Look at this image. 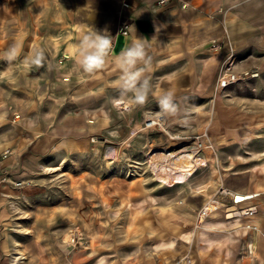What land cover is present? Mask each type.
I'll return each instance as SVG.
<instances>
[{
	"label": "rangeland",
	"instance_id": "374dc122",
	"mask_svg": "<svg viewBox=\"0 0 264 264\" xmlns=\"http://www.w3.org/2000/svg\"><path fill=\"white\" fill-rule=\"evenodd\" d=\"M67 11L0 0V264H264L236 205L214 195L250 187L264 160V49H168L139 65L152 85L139 105L116 60L69 66ZM168 91L176 115L160 108ZM203 206L217 214L202 224Z\"/></svg>",
	"mask_w": 264,
	"mask_h": 264
},
{
	"label": "crops",
	"instance_id": "0c3cea01",
	"mask_svg": "<svg viewBox=\"0 0 264 264\" xmlns=\"http://www.w3.org/2000/svg\"><path fill=\"white\" fill-rule=\"evenodd\" d=\"M66 5L73 37L65 44L64 51L72 69H82L77 62L78 44L91 28L112 36L113 49L105 65L115 61L137 38L146 41L151 59L167 53L168 49H264V0H66ZM123 27L126 34L120 32ZM212 40L223 41V46L221 42L218 48L213 47ZM209 83L202 76L198 85ZM88 130V125H84L77 135L84 139L83 136L89 135ZM60 135L51 133L53 146L60 144L63 138ZM64 142L67 146L78 143L67 138ZM260 152L258 157H264ZM250 170L258 175L253 184L233 190L261 192L254 201L257 214L253 219L264 229V160ZM242 219L244 222L245 218ZM252 237L264 247L259 236Z\"/></svg>",
	"mask_w": 264,
	"mask_h": 264
},
{
	"label": "clouds",
	"instance_id": "9594fccd",
	"mask_svg": "<svg viewBox=\"0 0 264 264\" xmlns=\"http://www.w3.org/2000/svg\"><path fill=\"white\" fill-rule=\"evenodd\" d=\"M79 58L78 63L86 73H93L103 68L107 58L113 49L112 36L101 33L94 28L89 29L78 44ZM17 49L12 48L8 54L9 59H14ZM44 52L37 49L32 60V64L43 66ZM116 64L121 72L119 88L121 95L125 96L132 93L135 103L143 105L152 90L150 79L144 76L145 67L139 66L141 63L147 66L151 62V57L146 51V41L137 38L133 44L120 52L115 57ZM162 112L167 115H176L178 105L174 99V93L168 91L159 98Z\"/></svg>",
	"mask_w": 264,
	"mask_h": 264
},
{
	"label": "built area",
	"instance_id": "2783aa9c",
	"mask_svg": "<svg viewBox=\"0 0 264 264\" xmlns=\"http://www.w3.org/2000/svg\"><path fill=\"white\" fill-rule=\"evenodd\" d=\"M126 5V3H123ZM120 32L123 34H126L125 27L120 29ZM213 47L218 48L221 43L212 40ZM156 120L151 119H145L144 125L146 127L157 125ZM240 194V195H239ZM214 195H218L221 197V199L217 200V207L225 205V202H230V204L236 205L238 209V215L236 217L239 218H245V221L243 222V228L246 230L245 232L249 234V236L256 235L259 236L262 239V242H264V229H262L259 225V223L253 219V215L257 214V205L255 204V200L258 199L259 191H239V190H233L231 188H228L224 186L221 183L218 184L216 191L214 192ZM244 197V199L237 201L236 197ZM205 211V206L202 207V210L200 211L199 218L202 217V215L208 214V212ZM246 247L248 249L249 253H252L254 247H252V242H249L246 244Z\"/></svg>",
	"mask_w": 264,
	"mask_h": 264
},
{
	"label": "bare ground",
	"instance_id": "6f19581e",
	"mask_svg": "<svg viewBox=\"0 0 264 264\" xmlns=\"http://www.w3.org/2000/svg\"><path fill=\"white\" fill-rule=\"evenodd\" d=\"M254 75H256V74H253L252 76H254ZM120 104V103H119ZM260 155H262V156H264V151H262V152H260ZM187 156H188V153H187ZM186 157V156H185ZM189 158V157H188ZM185 159H187V158H185ZM187 162V161H186ZM183 163V162H182ZM186 165V164H185ZM183 166V165H182ZM181 166V167H182ZM185 167V166H184ZM179 171H180V169H178ZM188 171V170H187ZM186 172V171H185ZM260 194H261V192L259 191V196H258V199H259V197H260ZM240 195V194H239ZM205 212H208L211 216H214V214H217V212L215 211V210H207V211H205ZM201 219H202V224L203 223H208L207 221H206V217H204V215H202V217H201ZM202 224H201V226H202ZM203 232H206L204 229H202L201 230V233H203Z\"/></svg>",
	"mask_w": 264,
	"mask_h": 264
},
{
	"label": "snow or ice",
	"instance_id": "6c2138e0",
	"mask_svg": "<svg viewBox=\"0 0 264 264\" xmlns=\"http://www.w3.org/2000/svg\"><path fill=\"white\" fill-rule=\"evenodd\" d=\"M236 199H237V201H239V200L244 199V197L237 196Z\"/></svg>",
	"mask_w": 264,
	"mask_h": 264
}]
</instances>
